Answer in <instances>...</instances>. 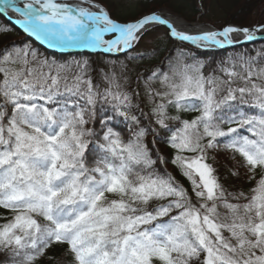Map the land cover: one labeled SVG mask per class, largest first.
<instances>
[{"label": "snow or ice", "instance_id": "6c2138e0", "mask_svg": "<svg viewBox=\"0 0 264 264\" xmlns=\"http://www.w3.org/2000/svg\"><path fill=\"white\" fill-rule=\"evenodd\" d=\"M134 5L0 0V36L73 57L0 44V264H264V23Z\"/></svg>", "mask_w": 264, "mask_h": 264}, {"label": "trees", "instance_id": "16d2710c", "mask_svg": "<svg viewBox=\"0 0 264 264\" xmlns=\"http://www.w3.org/2000/svg\"><path fill=\"white\" fill-rule=\"evenodd\" d=\"M69 2H73V0H69ZM105 2L112 7V14L114 18H119L121 20H126L129 17L133 16L137 8L135 5H124L123 3H117L115 0H105ZM171 3V2H170ZM175 10L178 11L184 18H188L186 14H184L187 9L190 11L191 14L198 13V7L203 9L207 14L214 15L215 12H219V19L217 24L223 25L226 22H230L233 24H242L244 26H255L260 23H264V0H183L178 4L172 3ZM5 23L0 18V24ZM5 41L9 42H16V43H24L30 42L35 48L39 50L41 54L47 56L49 59L56 58L60 60L64 59H72L73 57L68 55L66 57H59L57 55H51L50 53L46 52L45 50L39 48L35 43L32 41L24 38L22 35L17 33L15 30L10 31L6 36H0V44H3ZM261 42L256 43V47H259ZM253 45L249 44L248 48L251 49ZM238 51H243V48L237 46ZM234 52L232 49H228L223 53L224 56L233 55ZM254 54V53H253ZM216 59H221L220 53H216ZM77 59L79 57H76ZM91 58L96 63H101V58L97 55H91ZM201 58H206L201 54ZM193 114H187L186 118H191ZM168 171L172 172L177 179H179L182 183L187 185V181L184 180L182 176L179 175L177 169H175L171 164L168 166ZM223 174V170H222ZM227 184L231 183V181L225 182ZM247 187V186H245ZM11 212L0 208V224L6 223L8 219L11 218ZM50 253H54L56 257H59L60 253L62 252V248L60 246H54L53 249L49 250ZM41 264H56L55 260H46L42 259Z\"/></svg>", "mask_w": 264, "mask_h": 264}, {"label": "rangeland", "instance_id": "374dc122", "mask_svg": "<svg viewBox=\"0 0 264 264\" xmlns=\"http://www.w3.org/2000/svg\"><path fill=\"white\" fill-rule=\"evenodd\" d=\"M71 1V0H70ZM117 3H123L124 5H133L134 4V0H115ZM191 0H189L190 2ZM171 3L174 4H178L179 2H182L183 4V0H170ZM198 13L197 14H191L190 11H187L184 13L187 15V19L189 22L193 23L194 25H196L197 23L200 26H206L208 28H219L221 26V24H217L218 22V17H219V12H215L214 15L211 14H207L205 11H203V9H201L200 7H198ZM150 41V42H147ZM146 42H142L141 44V48H148V47H152L155 44V40L152 37L147 38ZM51 55H57L59 57H66L68 56V54L65 55H59V54H54V53H50Z\"/></svg>", "mask_w": 264, "mask_h": 264}, {"label": "water", "instance_id": "95a60500", "mask_svg": "<svg viewBox=\"0 0 264 264\" xmlns=\"http://www.w3.org/2000/svg\"><path fill=\"white\" fill-rule=\"evenodd\" d=\"M1 19L5 22V20H4L3 18H1ZM15 31H16L17 33H19L20 35H22L24 38H26V39L32 41V42L35 43L39 48L45 50V51L48 52V53H54V54H59V55H65V54H67V53H63V54H62V53H59L57 50H51V49H48L46 45H43V44H41L40 42L35 41L33 38L26 36V35H25L21 30H19V29H16ZM258 42H259V41H258ZM73 51H77V50H73ZM91 55H96V54H91Z\"/></svg>", "mask_w": 264, "mask_h": 264}, {"label": "bare ground", "instance_id": "6f19581e", "mask_svg": "<svg viewBox=\"0 0 264 264\" xmlns=\"http://www.w3.org/2000/svg\"><path fill=\"white\" fill-rule=\"evenodd\" d=\"M9 15H12L11 13Z\"/></svg>", "mask_w": 264, "mask_h": 264}]
</instances>
